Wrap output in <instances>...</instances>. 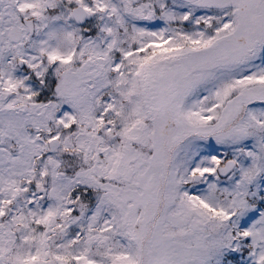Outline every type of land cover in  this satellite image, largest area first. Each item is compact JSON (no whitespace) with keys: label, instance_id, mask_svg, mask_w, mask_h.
I'll list each match as a JSON object with an SVG mask.
<instances>
[{"label":"snow or ice","instance_id":"1","mask_svg":"<svg viewBox=\"0 0 264 264\" xmlns=\"http://www.w3.org/2000/svg\"><path fill=\"white\" fill-rule=\"evenodd\" d=\"M0 264H264V0H0Z\"/></svg>","mask_w":264,"mask_h":264}]
</instances>
